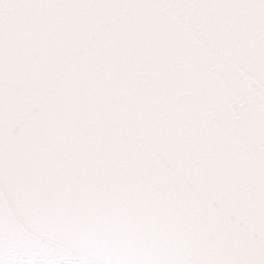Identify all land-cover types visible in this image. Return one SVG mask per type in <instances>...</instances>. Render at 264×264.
<instances>
[{
    "label": "snow or ice",
    "instance_id": "6c2138e0",
    "mask_svg": "<svg viewBox=\"0 0 264 264\" xmlns=\"http://www.w3.org/2000/svg\"><path fill=\"white\" fill-rule=\"evenodd\" d=\"M0 264H264V0H0Z\"/></svg>",
    "mask_w": 264,
    "mask_h": 264
}]
</instances>
